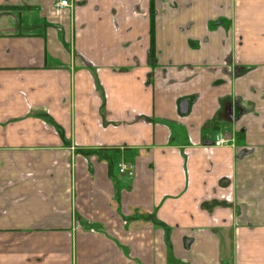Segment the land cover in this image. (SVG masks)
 I'll list each match as a JSON object with an SVG mask.
<instances>
[{"label": "crops", "instance_id": "0c3cea01", "mask_svg": "<svg viewBox=\"0 0 264 264\" xmlns=\"http://www.w3.org/2000/svg\"><path fill=\"white\" fill-rule=\"evenodd\" d=\"M58 1L0 0V264H264V0Z\"/></svg>", "mask_w": 264, "mask_h": 264}, {"label": "built area", "instance_id": "2783aa9c", "mask_svg": "<svg viewBox=\"0 0 264 264\" xmlns=\"http://www.w3.org/2000/svg\"><path fill=\"white\" fill-rule=\"evenodd\" d=\"M72 4L69 0H60L55 4V9L57 12L64 10L65 8L71 7ZM228 140L226 138H218L215 142L216 146L226 145ZM119 173L123 176L134 177L135 176V166L132 164L121 163L118 166Z\"/></svg>", "mask_w": 264, "mask_h": 264}, {"label": "water", "instance_id": "95a60500", "mask_svg": "<svg viewBox=\"0 0 264 264\" xmlns=\"http://www.w3.org/2000/svg\"><path fill=\"white\" fill-rule=\"evenodd\" d=\"M183 109H184V113H186L187 112V110H188V106H187V103L185 102V103H183Z\"/></svg>", "mask_w": 264, "mask_h": 264}]
</instances>
